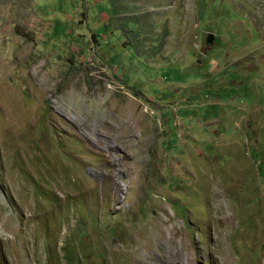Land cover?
I'll return each mask as SVG.
<instances>
[{"label": "rangeland", "instance_id": "obj_1", "mask_svg": "<svg viewBox=\"0 0 264 264\" xmlns=\"http://www.w3.org/2000/svg\"><path fill=\"white\" fill-rule=\"evenodd\" d=\"M161 218L264 264V0H0V264H136Z\"/></svg>", "mask_w": 264, "mask_h": 264}, {"label": "bare ground", "instance_id": "obj_2", "mask_svg": "<svg viewBox=\"0 0 264 264\" xmlns=\"http://www.w3.org/2000/svg\"><path fill=\"white\" fill-rule=\"evenodd\" d=\"M122 128H123L122 136H124L125 133L129 132L130 124L128 126L120 125L118 127L119 130L118 133ZM85 137L88 142L93 144L90 136H85ZM109 143L107 144L108 147L105 149V159L109 160L110 157L117 152L124 153L125 150L122 149L117 143H112V144ZM122 143H125L126 146H129L132 142H130V140H126L125 142L123 141ZM114 183L116 184V188L119 190L121 188L120 183L116 179H114ZM157 223H159L157 229L155 228V226H152L151 235L145 238L144 240L145 243L147 242L151 243V248H150L151 250H149L148 247L145 246L142 247L143 243L141 241L136 242L137 245L135 246V250L137 249V254L134 257L136 264H155L158 262L160 263L164 257H166L167 260H169V262L173 264H177V258H180L179 257L180 252L178 250L179 249L178 245L175 246L174 243L175 240L173 238L174 236H172L169 233V230H171V228L164 227L165 221L163 220V218H161L160 221Z\"/></svg>", "mask_w": 264, "mask_h": 264}]
</instances>
